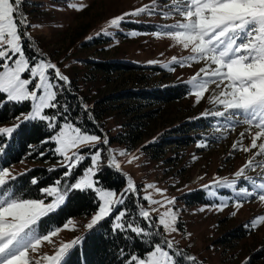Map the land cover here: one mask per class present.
<instances>
[{
  "label": "snow or ice",
  "instance_id": "snow-or-ice-1",
  "mask_svg": "<svg viewBox=\"0 0 264 264\" xmlns=\"http://www.w3.org/2000/svg\"><path fill=\"white\" fill-rule=\"evenodd\" d=\"M24 3L25 0H0V108L10 102H27L30 105L29 111L16 116V122L11 126L0 127V160L7 155L9 142L23 125L44 122L54 134L42 140L41 145L54 143L56 147L51 151L62 158L58 166L66 170L52 185L40 188L41 198H28L14 183L18 176L25 173H16L10 166L0 163V264H64L69 252L81 244L82 236L60 243L54 254H33L40 252L44 242L55 245L53 237L61 229L42 233L39 226L44 218L55 214L77 191H91L98 198L97 210L84 225L85 229L94 230L101 222L111 219V232L131 242L119 248L124 264H198V258L180 248V242L173 236L180 231L179 210L174 207L176 197L165 195L167 189L149 183L141 194V188L127 173L124 174L127 177L126 187L119 193L103 185V146L109 145V138L90 133L67 115L71 105L67 102L61 104L59 97L71 91L72 81L57 63L39 49L27 30L37 25L30 23L23 10ZM68 7L83 11L88 5L82 0L79 3L69 0ZM142 14L180 17L172 24L160 25L152 35L166 36L189 52L187 56L172 57L170 64L191 67L193 63H203V67L186 83L190 85L197 103L209 93L210 85H215L207 98L222 110L202 115L224 118L231 128L237 124L246 125L245 131L240 133L241 140L232 145L233 149L244 152L258 149L254 157L264 156V0H169L165 4H161V0H150L149 4L110 18L96 36H112L108 28L118 30L130 17ZM137 34L130 33L132 36ZM93 38L87 37L88 40ZM29 49L38 55H30ZM147 63L159 61L150 60ZM77 99L81 101L79 107L85 116L94 120L91 106L83 102L82 97ZM47 110L56 111L49 114ZM245 133L251 135L249 146L242 143ZM205 146L206 141L198 144V147ZM29 148L32 151L27 155L37 151L32 145ZM107 151V166L120 170L121 162L113 155V149L108 148ZM45 154L38 151L41 157ZM119 155L127 153L120 151ZM85 161H90V165L73 181L75 171ZM255 163L254 158H249L234 173L235 179L229 181L222 178L212 182L234 190V207L237 210L252 197L264 202V175L258 174L259 180L246 175V170ZM56 167L48 171H55ZM257 167L264 172V164ZM27 171L30 169H25ZM241 179L250 182L251 188L244 186L236 189L237 181ZM38 181L39 178L33 177L30 183L37 185ZM203 187L207 189L210 185ZM147 190H154L162 199H154L152 192ZM210 194L216 196L215 191ZM49 198L50 202H46ZM213 207L223 211L228 207V201ZM231 215L235 216L236 211ZM70 224H73L72 220L63 227L67 229ZM261 224H264V215L254 217L246 227L255 229ZM187 236L190 237L191 233ZM135 244L145 247L139 252L134 248L128 251ZM243 264H249L248 259Z\"/></svg>",
  "mask_w": 264,
  "mask_h": 264
},
{
  "label": "rangeland",
  "instance_id": "rangeland-1",
  "mask_svg": "<svg viewBox=\"0 0 264 264\" xmlns=\"http://www.w3.org/2000/svg\"><path fill=\"white\" fill-rule=\"evenodd\" d=\"M71 2L79 3L81 0ZM82 2L88 7L83 11H76L68 7L69 0H25L23 10L30 23L37 25L27 30L39 49L70 77L83 102L90 105V109L101 111V136L109 138V145L103 146L106 161L107 149L111 148L113 155L121 162L120 171L131 175L141 188V194L145 191V185L154 183L159 188L167 189L166 196L176 197L174 207L179 210L180 231L173 236L180 242L179 247L195 255L198 262L243 264L248 259L249 264H264V224L255 229L246 227L254 217L264 215V202L252 197L237 210L234 207V190L212 183L222 178L229 181L235 179L234 173L249 158H254L256 163L246 170V175L259 180L258 174L264 175V172L257 165L264 164V156L254 157L253 154L258 149L249 152L233 149L232 145L241 140L240 133L245 131L246 125L237 124L231 128L224 118L202 115L222 110L207 98L215 85H210L209 93L197 103L191 94L190 85L186 83L203 67V63H193L191 67L170 64L172 57L187 56L189 52L166 36L152 35L159 30L160 25L172 24L180 17L144 14L133 16L122 23L118 30L108 28L113 33L112 36H96L97 32L106 27L110 18L149 4L150 0ZM168 2L169 0H161V4ZM131 32L138 34L132 36ZM88 36L94 38L88 40ZM113 60H123L140 67L106 72L95 64L98 61ZM150 60L159 63H147ZM171 68L175 70H170ZM178 83L185 85V95L168 102L149 104L148 100L136 101L135 97H110L131 89L163 88ZM108 97L110 99L106 100ZM153 109L157 111L152 117H143L144 113ZM28 111L29 109L24 113ZM15 122L13 118L1 122L0 127L11 126ZM135 123H144L145 127L141 137L132 142L127 139L126 134ZM90 133L99 135L97 132ZM204 141L207 146L198 147ZM242 143L249 146L251 135L245 133ZM120 151H125L127 155H119ZM194 156L196 159H193ZM61 159L58 155L56 163L59 164ZM33 165L34 161L23 160V163L19 161L8 166L14 172L22 173ZM89 165L90 161L83 166L76 178ZM203 185L210 187L205 189ZM244 186L251 188L250 182L243 179L237 181L236 189ZM196 189L206 192L207 201H196L193 198L192 192ZM147 191L152 192L154 199H162L154 190ZM212 191L216 192V196L210 194ZM50 199L46 202H50ZM225 200L228 201V207L223 211L215 210L213 205ZM145 204L149 207L146 202ZM201 208L204 211H200ZM233 211H236L235 216L231 215ZM94 213L69 218L65 224L69 220L73 224L67 229L63 227L65 224L57 227L61 231L53 237L55 245L44 242L40 252L33 255L54 254L60 243L71 241L87 230L84 225ZM240 226L247 230L244 236L228 237V233ZM187 233H191V236H187Z\"/></svg>",
  "mask_w": 264,
  "mask_h": 264
},
{
  "label": "trees",
  "instance_id": "trees-1",
  "mask_svg": "<svg viewBox=\"0 0 264 264\" xmlns=\"http://www.w3.org/2000/svg\"><path fill=\"white\" fill-rule=\"evenodd\" d=\"M30 55H36L31 49L28 50ZM98 68L103 71L111 72L117 69H130L138 68L140 66L125 62L123 60L113 61H98L95 63ZM186 89L183 83H178L167 87H155L153 88H141L131 89L126 92H121L118 95L110 96L113 97H135L137 100H148V103H161L168 102L175 99L181 98L185 95ZM78 94L76 93V86L71 85V91L64 92L60 97V103L71 105L68 116L73 122L78 125L85 126L89 132H97L101 135V111L92 108L90 111L95 117L94 120L89 119L85 116L82 108L79 107L81 101L77 99ZM110 99L109 97L106 98ZM134 99V98H133ZM102 102V101H101ZM141 103V102H140ZM147 103V102H146ZM145 105V103H141ZM29 103L16 104L14 102L7 103L0 108V123L7 122L15 118L18 114L25 112L29 109ZM49 114L56 110H47ZM157 109L150 110L143 114V117L150 118L153 116ZM197 122V120H196ZM145 124L135 123L132 129L127 132V139L129 141H136L143 133ZM52 131L47 129L44 122H31L23 125L20 130L14 135L12 140L9 142V146L6 149L7 155L1 160L3 166H8L17 163L21 160H31L35 162V165L31 166L30 171L22 172L25 173L23 176H18L17 181L14 182L16 187L22 188L23 192L28 198H41L40 188L49 186L53 182L60 178L64 172V168H61L56 163L58 155L54 154L51 150L54 149V143L41 145V141L47 136L51 135ZM29 145L34 146L37 151H33L32 155H27L30 150ZM38 151H44V156H39ZM104 157V168L101 179L103 185L108 189H114L118 192L122 191L126 187L127 177L120 170H116L107 166L106 155ZM89 161H85L75 171L72 179L76 178L78 174L82 172L83 166ZM57 166L55 171L49 172L48 169ZM33 177L39 178L37 185L30 183ZM193 198L196 201L205 202L207 201V194L202 189H196L192 192ZM97 200L94 192L91 191H77L71 198H69L65 205H63L55 214L50 215L48 218H44L39 226V231L46 233L48 230L55 229L65 224V222L75 216H87L97 210ZM145 207L146 204L144 201ZM131 207V202H129ZM111 219L101 222L94 230H85L80 236L83 237L81 244L75 246L69 254L65 257L64 264H124L123 258L119 255V248L124 247L126 242L119 234H113L111 232ZM247 230H243L240 226L234 231L228 233V237H242L245 235ZM143 245L135 244L130 247L128 251L139 252L143 250ZM188 252V250L186 249ZM189 253V252H188ZM190 254V253H189ZM198 264H202L198 262Z\"/></svg>",
  "mask_w": 264,
  "mask_h": 264
}]
</instances>
